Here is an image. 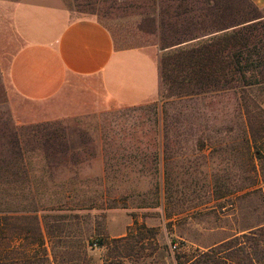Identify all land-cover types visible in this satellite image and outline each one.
Returning a JSON list of instances; mask_svg holds the SVG:
<instances>
[{
  "label": "rangeland",
  "instance_id": "1",
  "mask_svg": "<svg viewBox=\"0 0 264 264\" xmlns=\"http://www.w3.org/2000/svg\"><path fill=\"white\" fill-rule=\"evenodd\" d=\"M56 1L159 58L176 30L264 16L252 0ZM7 46L0 35V264H176L264 225L263 176L232 91L109 107L78 89L33 102L7 85ZM159 72L174 93L172 71Z\"/></svg>",
  "mask_w": 264,
  "mask_h": 264
},
{
  "label": "crops",
  "instance_id": "2",
  "mask_svg": "<svg viewBox=\"0 0 264 264\" xmlns=\"http://www.w3.org/2000/svg\"><path fill=\"white\" fill-rule=\"evenodd\" d=\"M0 35L8 45L2 49L7 85L23 99L45 102L98 89L114 107L160 95L159 49L121 47L101 22L73 17L56 0H0Z\"/></svg>",
  "mask_w": 264,
  "mask_h": 264
},
{
  "label": "trees",
  "instance_id": "3",
  "mask_svg": "<svg viewBox=\"0 0 264 264\" xmlns=\"http://www.w3.org/2000/svg\"><path fill=\"white\" fill-rule=\"evenodd\" d=\"M263 17L260 15L219 25L201 34L191 33L189 36L176 35V30L172 42L161 47L159 68L163 76H166L168 68L172 71L171 82L177 88L174 93L168 94L160 90L159 97L209 92L225 94L224 92L232 91L238 115L244 120V123L241 122L242 130L248 150L252 154V170L262 174L264 190ZM193 29L198 32V27L194 26ZM254 159L261 164L259 172ZM250 186H256L255 181L234 190L226 186L225 191H221V188L216 187L215 194L217 197H224ZM143 237V233L139 231L138 239ZM122 238L97 240L99 245H103L115 243ZM177 248L178 244L174 249ZM175 260L176 264H264V225L251 229L248 233L227 238L198 255L188 257L178 254Z\"/></svg>",
  "mask_w": 264,
  "mask_h": 264
},
{
  "label": "built area",
  "instance_id": "4",
  "mask_svg": "<svg viewBox=\"0 0 264 264\" xmlns=\"http://www.w3.org/2000/svg\"><path fill=\"white\" fill-rule=\"evenodd\" d=\"M176 246H177V243H174L171 247L174 249L176 248Z\"/></svg>",
  "mask_w": 264,
  "mask_h": 264
}]
</instances>
